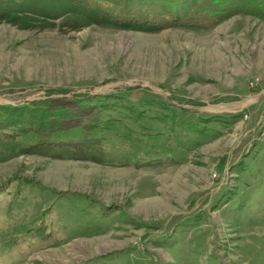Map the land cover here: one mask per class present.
<instances>
[{
    "label": "rangeland",
    "instance_id": "374dc122",
    "mask_svg": "<svg viewBox=\"0 0 264 264\" xmlns=\"http://www.w3.org/2000/svg\"><path fill=\"white\" fill-rule=\"evenodd\" d=\"M149 2L0 0V264H264V15Z\"/></svg>",
    "mask_w": 264,
    "mask_h": 264
},
{
    "label": "trees",
    "instance_id": "16d2710c",
    "mask_svg": "<svg viewBox=\"0 0 264 264\" xmlns=\"http://www.w3.org/2000/svg\"><path fill=\"white\" fill-rule=\"evenodd\" d=\"M141 3L143 4V2ZM149 4L153 11V14L149 15H152L155 19L165 21L166 24L184 22L192 24L213 23L218 19L242 12L255 16L257 14L264 15V0H151ZM126 5L127 3L122 8L123 15L129 14L126 19L150 18V16H144V14L139 16ZM117 9H121V4ZM164 10L165 13H163ZM114 12L117 13V10H114ZM58 109L60 111L62 107H58L56 110ZM43 111L48 110L44 109Z\"/></svg>",
    "mask_w": 264,
    "mask_h": 264
},
{
    "label": "bare ground",
    "instance_id": "6f19581e",
    "mask_svg": "<svg viewBox=\"0 0 264 264\" xmlns=\"http://www.w3.org/2000/svg\"><path fill=\"white\" fill-rule=\"evenodd\" d=\"M107 241L110 242V243L113 242L112 240H106L105 242L100 241V246H101V247H105V246H106L105 243H106Z\"/></svg>",
    "mask_w": 264,
    "mask_h": 264
}]
</instances>
